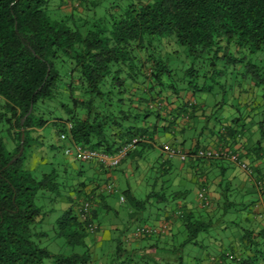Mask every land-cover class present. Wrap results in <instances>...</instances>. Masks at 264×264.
<instances>
[{
    "label": "trees",
    "instance_id": "16d2710c",
    "mask_svg": "<svg viewBox=\"0 0 264 264\" xmlns=\"http://www.w3.org/2000/svg\"><path fill=\"white\" fill-rule=\"evenodd\" d=\"M75 2L82 13L64 15L58 7H49V0H0V264H44L48 258L53 264H86L90 259L82 248L87 229L72 207L76 201L69 200L70 206L60 212L54 233L69 247L83 250L53 254L37 243L45 233L34 225L47 212L34 199L44 197L55 205L69 193L54 170L36 176L23 166L27 149L37 144L38 130L50 125L58 141L107 154L140 138L127 156L148 134L136 122L153 112L149 103L167 92L178 96L183 91L193 95L206 91L195 82L198 59L210 60L212 67L214 61L240 67L257 85L264 84V65L252 64L242 54L264 50V0H122L121 10L110 7L101 18L93 12L98 0ZM167 43L173 45L171 51L164 49ZM141 102L146 105L139 110ZM45 106L61 113L43 115ZM177 106L169 117L173 121L185 112V103ZM259 129L258 143L264 139V123ZM253 180L262 184L257 190L263 192L264 179ZM80 191L79 186L73 190ZM97 193L80 195L93 204L99 201ZM126 200L135 210H143L148 198L127 194ZM95 211L92 206L90 222ZM175 215L183 234L171 248L177 254L186 245H196L197 235L209 222L182 209ZM165 221L159 225L166 226ZM242 231L240 248L248 249L252 257L240 259L225 250L214 259L259 264L254 259L264 246L256 240L264 232ZM158 264L183 262L177 254L173 262Z\"/></svg>",
    "mask_w": 264,
    "mask_h": 264
},
{
    "label": "crops",
    "instance_id": "0c3cea01",
    "mask_svg": "<svg viewBox=\"0 0 264 264\" xmlns=\"http://www.w3.org/2000/svg\"><path fill=\"white\" fill-rule=\"evenodd\" d=\"M59 1V9H61L66 5L68 0ZM163 95L165 96L157 98L163 100L162 107L159 110L150 112V115L145 120L136 122L138 126L146 129L148 134L144 136L143 143L122 159L120 164L125 166L123 169L124 174H126L125 172L133 173L137 170L142 159L147 163L145 165L149 167L150 161L147 150H153L158 155L157 161L161 169L165 173H172L171 180L166 179L165 184L168 186L169 191L164 192L158 198L160 205L155 208L156 212L150 219L142 217L143 215L139 211L142 209L135 210L132 206H129L126 219H122L120 223H115L111 221V218L116 214V211L105 197L110 192H104L102 189L103 185L100 186L97 181L94 182L92 179L99 172L105 173L108 170L87 163L90 165L91 170H88L89 176L85 180L89 183L79 182L77 186L81 188L80 194L97 193L98 190L100 192L95 196V199L99 201L93 203V207L96 209L94 222L98 226L93 231H86L87 235L83 242L85 246L82 247L88 251L90 256L86 264H144L145 258L146 260H151V264L165 261L173 262L181 251H177L176 254L171 248L176 244L175 240H178L177 236L182 234V228L176 218L175 211L182 209L185 213H192L194 216H199L202 220L209 222L205 231L197 235L199 243L193 245L203 246V238L209 236L207 231H209L213 224V218L217 214H220L222 207L220 199H230L229 197L231 196L228 195L231 189H236V192L233 194L235 197L238 194L247 196V193H250L254 189V200L248 199V201L242 204L226 202L222 213L242 209V206L246 204L252 208L250 212L253 213V216L247 222V224L249 223L248 228L254 232H264V185L263 192L260 193L253 180L254 176L264 179V140H260L258 143V130L255 123L254 125L253 123L251 124L250 120L246 125L240 124V118L233 117L226 109L219 108L215 110V108H210V106L205 104L203 98H197L189 91L180 92L178 96L171 95L168 92ZM191 100L194 101L195 105L192 107H187L186 105L185 112L178 116L175 121L169 118L173 116L176 109L178 110V103L182 102L186 104ZM238 102L244 105L249 104L248 102L240 101L239 97ZM145 105L146 102H141L138 109H144ZM218 111L220 113L218 117L211 118V115ZM246 112H249L248 107H246ZM152 116L153 122L150 121V117ZM233 130L235 131L234 135L231 134V132H234ZM52 131L55 134L53 129ZM112 132L117 131L112 130ZM40 136V130H38L37 144L29 146L23 162L24 168L31 172L38 169L44 163L45 154L43 152V144L40 142ZM162 145L173 146L182 153H190L197 149H220L224 146H229L228 148L234 153H238L240 161L251 169L253 175H248L229 160L206 161L188 158L181 161L176 156L171 159H165L160 151V146ZM66 158L71 164L80 162L74 161L71 157L66 156ZM74 168L78 175L86 173L82 167L77 168L74 166ZM149 168H152V166ZM93 172L95 175L91 174ZM110 180L113 179L110 178ZM156 182L157 180L153 181V183ZM201 189L205 198L204 201L198 197ZM62 192L65 194V191ZM80 194L69 192V199L66 197L68 196L67 194H65L66 196L61 195L55 206L62 212L70 206L72 201H76L72 203V207L77 208L79 205L77 204L78 201L80 203L82 199V195ZM127 194L134 197L132 189L128 185L126 189L119 192L118 201L120 200V196L122 197L120 201L126 200ZM243 211L240 212L243 213V219L246 221L250 212L244 213ZM167 217L168 220L166 219ZM163 221L166 222V232H168L164 236L158 238V235H146L138 239L132 234L133 230L142 224L157 226ZM226 222L231 226H235L234 219ZM223 241H226L227 245L225 246L231 248L226 249L228 250L227 252L238 256L240 259L252 256V253L248 249L242 250L240 248L238 234L234 236L231 233H227L223 240L209 241L208 246L210 247L211 254L205 255L202 259L197 258V261L194 259L195 261L193 260L192 263L224 264L223 258L220 260H218V257L214 259L216 254H221V251H223L220 249L223 246ZM115 248H118V251ZM234 248H236V251ZM82 250L75 251L80 252ZM262 255H264V251ZM180 257L183 262V256ZM259 260V264H264V260Z\"/></svg>",
    "mask_w": 264,
    "mask_h": 264
},
{
    "label": "rangeland",
    "instance_id": "374dc122",
    "mask_svg": "<svg viewBox=\"0 0 264 264\" xmlns=\"http://www.w3.org/2000/svg\"><path fill=\"white\" fill-rule=\"evenodd\" d=\"M48 4L49 7H53L54 9L58 7L56 10H59L64 15L73 11L74 13H82L81 8L75 7V0H68L66 5H64L65 7L63 6L61 9H59V0H49ZM72 6L74 7L72 8ZM114 6L121 10L122 0H98L97 7L93 10V12L96 17L101 18L105 15V11L108 8ZM54 17H57V14H55ZM172 48L173 45L171 43L164 44V49L166 51H171ZM242 54L250 63L261 67L264 65V50L254 53L242 52ZM186 64L189 66V60ZM212 65L213 67L210 64V60H201V58L195 63L194 67L198 68V77L195 79L196 85L197 87H204L206 91H196L194 92V96L197 98H203L205 104L210 106V108H215V110L219 108L226 109L231 115H233V117L240 118V124L242 123L243 125H246V123L251 120V124L253 123L254 125L255 123L258 130V137H260L259 126L261 123H264V84L257 85L256 80L244 75L242 68L240 69V67L220 65V62L216 61H214ZM185 81H187V79H185ZM175 83L177 84V81H175ZM238 97L240 101L242 100L243 102H248L249 104L244 105L239 103ZM246 107H248L249 112H246ZM53 108L54 107L47 108V106H45V109L41 112L43 115L50 114V111L52 110H54L55 114L61 113L59 108ZM219 114V111L215 112V114L211 115V118L218 117ZM150 121L153 122V116L150 117ZM40 135V142L43 144L42 147L45 156L44 163H42L38 169L33 171L35 172L36 176H38L40 172L44 173L52 169L56 173L57 180L62 183V187H65L66 191L71 193H73V190L76 188L79 182L89 183L85 179H87L89 176L88 170H91L90 165L83 162H74L73 164L68 162L66 156L63 155V149L68 146V143L64 142L63 140L58 141L50 125H47L41 129ZM262 140L264 139H261V141ZM6 147L8 148L9 146L6 145ZM147 155L150 161L149 167L152 166V168L147 167L145 165L147 163H145V161L142 159L140 161L139 168H137V170H135L133 173L125 172L126 174H124L123 169L125 166L122 164H118V166L108 169V172L106 171L105 173L99 172L97 175H95L94 172L91 173L92 175H95L92 177L93 181H97L100 186L104 185L107 181H112L111 184L113 186V190L112 192L105 195L108 202L116 211V214H112L113 218H111V221L120 223L122 222V219H126L127 217V211L130 204L127 200L118 201L119 192H122L124 189H126L127 185L131 187L132 195L136 199H144L146 197L148 198L144 209L139 210L142 213V217L144 219H150L154 215L156 212L155 208L160 205V200H158V198L161 197L164 192L169 191L168 186L165 184L166 179L171 180L172 173H165V171L161 169V166H159L157 161L158 155H156V152L153 150H147ZM74 166L77 168L82 167L86 173L81 175L76 174V169ZM108 177L112 178L113 180H110ZM155 180H157V182L153 183ZM235 192L236 189H231L229 191L230 194L228 196H231L229 198L232 200L228 198L220 199V204L222 206L220 209V214H217L213 218V224L211 225L209 231H207L209 236H205L203 238L204 245H187L181 249V252L178 255L183 256V264H193L192 261L194 259H202L205 255L209 253L211 254L210 247L208 246L209 241L223 240L227 233H231L234 236L238 234L240 236V234L243 232L242 229L250 230V228H248L249 223L247 224L249 219H251L253 216V213L250 212L252 209L250 206L244 204L242 209H237L236 211L230 210L228 212L222 213V209L226 202H236L242 204L245 203V201H248V199L254 200V189L251 190L250 193H247V196L238 194L235 197L233 195ZM34 203L42 206V210L47 212L45 213L46 215L43 220L40 223L34 225V229L36 231H42L45 233L44 236L38 240V245L45 247L53 254L68 255L71 253V250H78L76 247L71 248L66 245L63 237L55 235L54 222L58 218L60 211L57 209L54 203L51 202L52 205H49L47 201L45 202L44 197L35 198ZM240 211H243L244 213L250 212L246 221L243 219V213ZM112 215H110V217H112ZM233 219L235 226H231L226 222ZM182 237L183 234L177 236L178 239H181ZM198 238L199 237H197V240ZM256 241L259 242V245L264 246V237H260ZM222 244L223 246L220 247V249L223 251L226 249H231L228 246H225L227 245L226 241H223ZM239 246L241 247L242 243H239ZM234 250L236 251V248H234ZM144 260V262L147 264H151L152 262L151 260H146V258ZM258 260H264V255H261V258L260 255L255 257L254 261L258 262ZM223 261L224 264H238L236 261L229 260L226 257H223ZM44 264H53V262L51 258H48L44 259Z\"/></svg>",
    "mask_w": 264,
    "mask_h": 264
},
{
    "label": "built area",
    "instance_id": "2783aa9c",
    "mask_svg": "<svg viewBox=\"0 0 264 264\" xmlns=\"http://www.w3.org/2000/svg\"><path fill=\"white\" fill-rule=\"evenodd\" d=\"M163 100L156 99L155 101L149 103V108L154 110H159L162 107ZM187 107H192L195 105L194 101H189L186 103ZM60 139H63V135L59 136ZM140 138H132L128 143L121 146L116 152L112 154H107L99 150L89 149L85 146L78 144H71L63 149V155L71 157L74 161L85 162L93 164L97 167H100L104 170L114 168L118 166L121 160L126 156V154L134 148V146L140 142ZM229 146H224L220 149H197L190 153H182L175 147L169 145L160 146V151L162 152L165 159H171L172 157H178L179 160L183 161L188 158L193 160H229L239 169L246 171L248 175L251 173V169L243 162L240 161L238 153H234ZM256 187L258 190L261 189L262 184L256 182ZM112 184L106 182L102 189L105 192H110L112 189ZM198 197L204 201V196L202 189L198 193ZM122 200V197H119ZM92 202L90 199H82L77 207L78 220L84 223L85 229L91 231L95 228L96 224L89 221V212L92 209ZM166 231V226L161 224L157 226H140L133 230L132 234L136 237H143L146 235H159Z\"/></svg>",
    "mask_w": 264,
    "mask_h": 264
},
{
    "label": "water",
    "instance_id": "95a60500",
    "mask_svg": "<svg viewBox=\"0 0 264 264\" xmlns=\"http://www.w3.org/2000/svg\"><path fill=\"white\" fill-rule=\"evenodd\" d=\"M22 140H23V136L22 134L20 135V144H22ZM20 151H21V148H20Z\"/></svg>",
    "mask_w": 264,
    "mask_h": 264
}]
</instances>
